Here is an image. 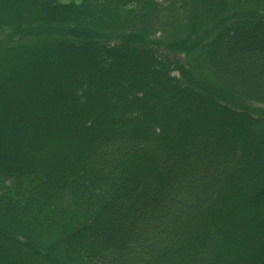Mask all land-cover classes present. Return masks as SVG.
Returning a JSON list of instances; mask_svg holds the SVG:
<instances>
[{"label":"trees","instance_id":"1","mask_svg":"<svg viewBox=\"0 0 264 264\" xmlns=\"http://www.w3.org/2000/svg\"><path fill=\"white\" fill-rule=\"evenodd\" d=\"M51 48L50 135L28 147L1 92L2 256L264 264V0H0L1 59Z\"/></svg>","mask_w":264,"mask_h":264},{"label":"rangeland","instance_id":"2","mask_svg":"<svg viewBox=\"0 0 264 264\" xmlns=\"http://www.w3.org/2000/svg\"><path fill=\"white\" fill-rule=\"evenodd\" d=\"M81 0H61L63 3L76 2L79 3ZM4 57L0 55V101L2 97V90L5 89V92L9 94L7 99H13L11 101L10 107H5L3 117L7 125L11 127L12 131H17L22 127H27V132L29 137H27V146H34V139L39 138L44 132L51 134V129L43 128V119L46 118L47 113L51 110V100L52 98L45 95H37L40 92L39 87L43 86V81L45 78H48V81L53 82L58 78L61 79L64 73V61L66 58V53H61L60 48L42 50L34 54H21V56L6 54ZM11 60L16 62L18 67H14L11 64ZM31 60H34L39 63V69L44 66V69L36 74L35 71H32L33 74H25V72H15L14 69L22 70L21 66L27 65ZM55 73L57 76H49L51 73ZM62 80V79H61ZM38 87V88H37ZM2 88V89H1ZM26 88V89H25ZM32 107V108H31ZM202 107V106H201ZM31 109H34L32 111ZM53 113V112H52ZM19 114V116H17ZM55 115L56 119L59 117ZM41 117L42 121L36 122V118ZM30 123L31 126H30ZM52 126V125H51ZM219 127V126H218ZM220 128V127H219ZM219 130V129H218ZM12 185L3 184L0 190V202H5L8 197L13 196ZM254 214L261 211L264 208V195L261 196L259 202L255 203L253 206ZM92 227H89L81 237L83 240L96 239L98 237L91 233ZM23 260V257L15 256L14 258L8 256H2L0 253V264H17ZM247 264V263H246ZM249 264V263H248Z\"/></svg>","mask_w":264,"mask_h":264}]
</instances>
